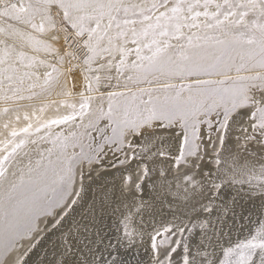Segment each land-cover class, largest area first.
I'll use <instances>...</instances> for the list:
<instances>
[{
	"label": "snow or ice",
	"instance_id": "snow-or-ice-1",
	"mask_svg": "<svg viewBox=\"0 0 264 264\" xmlns=\"http://www.w3.org/2000/svg\"><path fill=\"white\" fill-rule=\"evenodd\" d=\"M177 127L173 150L156 133ZM93 165L120 172L124 235L151 224L155 264H264V223L221 244L225 191L264 196V0H0V264L52 232L61 264H100L72 215ZM169 176L187 226L144 219Z\"/></svg>",
	"mask_w": 264,
	"mask_h": 264
},
{
	"label": "bare ground",
	"instance_id": "bare-ground-1",
	"mask_svg": "<svg viewBox=\"0 0 264 264\" xmlns=\"http://www.w3.org/2000/svg\"><path fill=\"white\" fill-rule=\"evenodd\" d=\"M177 129L179 128L159 130L156 134L165 146L168 144L173 145L174 150L180 136V130ZM104 163L107 165L108 160L106 159ZM130 163L134 162L131 161ZM93 169L91 178L87 175L84 176V191L81 193V199L72 214L74 221H80L82 224L87 225L86 236L81 235L79 238L80 241L85 243L84 253L89 256H102L103 259L100 260V264H104V261H107L108 264H112L113 261L115 264H151L155 261L149 243L152 225L145 224L144 232L146 234L143 237L124 235V221L121 213L125 210L120 203H114L112 199L113 186L120 184V172L110 166L100 170L93 165ZM183 171H186V169L181 171V177ZM160 183V181H157L155 192L147 190L145 192V202L152 205L144 211L145 221L149 220V213H151L156 227H159L162 222L167 223L164 222L166 219L176 223L183 221L185 226L189 225V222L185 221L188 218L194 219L195 217L188 211L184 202L183 194L180 191L179 177L175 179L172 176L168 177V183L171 187L167 190L161 189ZM149 187L151 188V183ZM120 199L123 200V197H120ZM223 199L234 210L235 222L231 219L228 220V226L232 230L230 235L227 231L225 232L221 244L224 241L231 243L236 239L240 241L249 238L251 234H254L258 222L264 223V196L259 193H253L249 196L247 189L238 192L235 188H232L225 191ZM128 215L131 216V213H128ZM129 223L131 227V222L129 221ZM213 224H215L214 218ZM194 227L199 230L204 226L197 221ZM58 235V233L52 232L41 242L31 257L33 264H53L54 257H56L55 264H61L64 257H57L56 252L53 251V244ZM196 235V231H190L185 239L188 236L195 237ZM200 239L203 243L202 236ZM216 255H219V248L216 250ZM85 258V256H81V259ZM257 258L259 259V257ZM256 259L255 264H258V259Z\"/></svg>",
	"mask_w": 264,
	"mask_h": 264
},
{
	"label": "rangeland",
	"instance_id": "rangeland-1",
	"mask_svg": "<svg viewBox=\"0 0 264 264\" xmlns=\"http://www.w3.org/2000/svg\"><path fill=\"white\" fill-rule=\"evenodd\" d=\"M77 86H79V85H77ZM75 99L78 100L79 97H75ZM177 130H179V129H177ZM130 162H131V161H130ZM117 167H121V166L118 165ZM98 169L101 170V169H103V168H98ZM193 220H195V218H194ZM171 221H172V220L166 219L164 222H171ZM185 222L188 223V222H189V218H188V220L185 221ZM235 242H238V239H236L235 241L231 242V244H234ZM257 257H259V252H257ZM257 259H258V258H257ZM257 259H256V260H257ZM153 262H155V261H153ZM153 262H152L151 264H153Z\"/></svg>",
	"mask_w": 264,
	"mask_h": 264
}]
</instances>
